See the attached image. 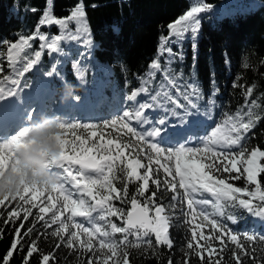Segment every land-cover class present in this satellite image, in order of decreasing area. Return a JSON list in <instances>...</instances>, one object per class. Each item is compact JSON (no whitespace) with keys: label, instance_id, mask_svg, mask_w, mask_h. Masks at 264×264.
<instances>
[{"label":"snow or ice","instance_id":"snow-or-ice-1","mask_svg":"<svg viewBox=\"0 0 264 264\" xmlns=\"http://www.w3.org/2000/svg\"><path fill=\"white\" fill-rule=\"evenodd\" d=\"M52 6L53 0H47L46 9L35 31L27 37L21 35L17 42L11 43L7 48L10 66L18 77H23L38 65L45 51L52 54L61 52V43L64 41L82 40L85 44L92 43L82 3L78 2L71 9L70 15L63 18H57L53 14ZM210 9L211 5L206 2L191 7L175 22L167 25L169 33L160 37L159 53L149 65L147 79L139 89V93H148L149 85L157 83V73L161 75L155 94L150 96L151 103H140L134 110L124 111L122 116L104 121V126L119 125L121 129H126V133L122 135L130 134L127 142L123 139H108L97 144L93 140L89 145L87 138L76 134V129L88 130L96 126L65 122L59 124L61 131L56 139L60 144V152L50 162L51 169H63L64 175L55 171L60 177L59 182L50 187L24 184L14 196L0 198V209L6 206V202H16L14 209L7 213L6 222L15 223L21 219V215L23 221L14 229V238L9 250L2 257V264H10L14 252L24 251L25 248L23 264H31L35 255L40 256L38 264H50L53 257L42 253L38 239L24 244V239L32 235L39 222H43L45 230L58 225L51 231V236L58 239L55 247L58 249L64 244L81 254L90 253L87 264H131L129 249H139L142 244L156 254L150 239L153 235L155 246H167L171 249L173 241L169 229L173 226V219L178 218L177 211L184 217L191 233L186 245L190 250L186 253L189 258L196 255L203 261V254L208 253V264H223L221 257L229 248L230 242L234 245L231 252L236 264H243L242 255H254L255 242L258 239L260 243H264V237L257 238L248 233L236 234L225 223L238 222L234 209H242L264 221V183L260 179L264 174V150L244 145L248 133L264 119V116L255 111L260 107L258 100L247 98L251 97L254 86L246 89L245 105L234 115L227 114L222 123L217 124L210 134L203 137L202 147H187L179 141L178 147H162L168 120L160 118L153 121L146 114L148 109L170 104L173 108L169 110V114L183 122L184 116L189 114V108L197 109L198 106L193 100V96L199 98L196 84L189 83L182 90L177 83L181 77L170 72L172 59L182 60L183 53H174L169 45L182 42L186 34L191 33L195 50V38L201 24L198 14ZM72 22L75 23L74 31L70 27ZM53 25L59 27L60 34L48 35L40 31L42 26ZM114 31L118 32V29L114 28ZM37 39L41 43L39 50L34 52V58L22 55L26 49L32 48L31 42ZM165 53L169 59L162 63L160 57ZM21 59L26 62L20 63ZM55 72L56 66L53 65L52 71L45 75L51 77ZM3 80L9 81L16 88L0 87V102L18 96L17 88L20 85L19 79L4 77ZM139 93L134 91L128 99L135 100ZM177 109L183 110L184 115ZM2 117L3 112L0 110V119ZM132 121L143 130L138 131L133 127ZM145 125L151 127L145 129ZM23 128L24 126L10 136L0 137V175L14 167L15 152L26 146ZM69 130L74 137L72 141L66 139ZM92 135L95 136L96 133L93 132ZM234 148L237 150L233 151ZM125 149L128 151L125 152ZM68 152L72 155H68ZM185 154L187 159L182 164L181 157ZM173 159L174 172L171 166ZM71 165L79 167L73 169ZM161 169L164 173L163 179L159 175ZM231 180H243L245 186L237 187L229 182ZM132 184L136 185L134 192H130ZM66 185H71L79 195L74 196L73 190ZM150 185L155 186V191L146 196L151 190ZM161 190L171 193L170 202L166 205L158 202L157 197ZM205 192L211 196V200L196 198V195L202 197ZM45 194L46 199H41ZM114 200L130 204V208L125 210L116 207L112 203ZM185 202L188 211H184ZM209 205L214 212H207ZM33 209H38L35 222L25 230L24 222L33 217ZM66 212L70 215L64 218ZM74 217H83L89 226L86 227L83 222H75ZM111 217L121 220L123 226L112 222ZM205 226L211 230L208 235L202 230ZM117 233L122 236L119 240L113 238ZM2 235L0 231V238ZM41 235L47 238L46 234ZM129 237L134 239L130 240ZM216 240L220 241L219 249L213 246L212 242ZM213 256L216 258L213 259ZM168 264H173V261L169 260ZM182 264H189V260Z\"/></svg>","mask_w":264,"mask_h":264},{"label":"trees","instance_id":"trees-1","mask_svg":"<svg viewBox=\"0 0 264 264\" xmlns=\"http://www.w3.org/2000/svg\"><path fill=\"white\" fill-rule=\"evenodd\" d=\"M194 0H53L52 11L57 18L70 15L71 9L79 2L85 8V20L92 37L91 44L83 41H64L61 43L62 51L59 53L42 54L38 65L18 77L13 72L8 60L7 48L11 43L19 40L21 35L29 36L34 31L46 9L47 0H0V84L1 87H14L4 77L19 79V87H26L31 83L44 78L45 73L52 71L56 66V72L51 76V89L55 93L53 106L61 99L62 88L65 82L76 87L75 95L78 101L84 106L88 114V122L93 123L98 135L108 139H123L127 142L130 134L119 125L104 126V121H110L117 116H122L124 111H132L140 103H151L150 96L157 90V84L161 75L157 73L155 81L149 85L148 93H139L142 83L147 79L149 65L157 57L160 50V37L167 36L169 30L167 25L175 22L181 15L185 14L192 7ZM200 3L211 5V9H237L243 13H237L234 17H225L216 25L202 20L198 33L196 34V48L193 49L192 34H186L185 39L180 43H171L169 46L174 53H183V59H172L170 72L181 77L177 83L181 89H185L189 83H195L199 98L193 96L197 109L189 108V114L184 116L183 122L177 117L171 116L169 110L172 105L166 104L163 107L146 110L148 117L157 121L160 118H167L168 126H175L182 123L189 130L186 132L192 137H202L209 129L222 123L227 114H235L238 109L245 105L246 89L254 86V91L248 99L258 100L260 107L255 109L258 114L264 116V0H245L246 5L239 4L240 0H199ZM250 1V3L248 2ZM240 5V7H238ZM253 6V8H251ZM75 30V23L70 24ZM118 29L117 31H114ZM40 31L44 34L55 35L59 33L58 26H42ZM32 48L26 49L22 55L34 58V52L39 50L40 41L33 40ZM161 62L169 59L167 53L160 57ZM21 59L20 63H25ZM106 69L103 70V66ZM167 66V65H165ZM155 71V70H152ZM138 92L135 100L128 97ZM213 93H215L213 95ZM73 99H68L70 101ZM183 102V101H182ZM246 110V109H245ZM183 116V110L177 109ZM193 119L195 121H193ZM132 121V124H135ZM149 125L148 127H150ZM76 134L88 139L89 145L93 140L90 133L83 128L76 129ZM171 135V133H169ZM69 141L74 139L71 130L66 135ZM179 141L178 139H173ZM183 140V139H182ZM97 141V140H96ZM78 143V142H77ZM245 147H260L264 150V119H261L256 127L248 133L244 141ZM128 150L125 149V152ZM146 163V161H143ZM172 166V164H171ZM155 167V165H154ZM173 172L174 168L172 166ZM143 171V170H141ZM160 178H164L163 169L160 170ZM225 176L228 174H224ZM171 179V177H169ZM264 183V174L260 177ZM237 187H244V181H229ZM120 183V182H118ZM135 184L130 185V192L135 191ZM150 191L146 196L155 191V186L150 185ZM182 191V190H181ZM198 199H212L208 193ZM246 198V197H245ZM158 202L168 204L171 193L161 190L157 197ZM39 203V201H36ZM16 202H6V206L0 209V231L3 235L0 238V264L3 255L9 250L14 238V229L19 227L21 219L15 223H7V213L14 209ZM116 207L127 210L130 204H123L121 201L112 202ZM184 211H188L186 202ZM238 222L232 224L225 221L230 230L236 234H253L257 238L264 237V230L253 220L245 218L246 211L234 209ZM38 209H33V217L25 223V230L35 222V214ZM173 219V226L169 229L173 247L155 246V237L151 236L155 252L147 250L146 245L141 248H130L131 264H182L189 260V264H208V253H204V259L196 255L190 258L186 253L190 252L186 245L191 233L184 222V217L176 212ZM219 219V218H218ZM112 222L123 226V222L116 217H111ZM52 229L45 230L43 222L36 224V230L30 237L24 239V244L31 240L38 239L42 253L53 257L50 264H87L90 253L70 249L64 244L57 249L55 247L58 239L51 236ZM205 235L210 233V228L205 226L202 229ZM199 231V230H198ZM42 233L46 234L47 238ZM114 239L122 238L121 234H114ZM129 239H134L129 237ZM203 243V241H201ZM213 246L220 247V241H213ZM256 243L254 255L243 256V264H264V243L259 239ZM234 245L229 242V248L222 255L223 264H236L231 249ZM251 248V243L249 244ZM24 251H15L10 264H23ZM213 259L216 257L213 256ZM39 255L33 256L31 264H38Z\"/></svg>","mask_w":264,"mask_h":264},{"label":"rangeland","instance_id":"rangeland-1","mask_svg":"<svg viewBox=\"0 0 264 264\" xmlns=\"http://www.w3.org/2000/svg\"><path fill=\"white\" fill-rule=\"evenodd\" d=\"M248 2L250 3V1H248ZM200 4L201 3L199 0H194L192 7L199 6ZM239 4H242L244 6V5H246V1L240 0ZM238 7H240V5ZM251 8H253V6ZM243 12H244V10L240 11L237 9L222 8L219 10L210 9L209 11H207L205 13L198 14V15H199V18L201 21L206 20V21L210 22L211 25H216L221 19H224L225 17L232 18L237 13H243ZM105 69H106V66L104 65L103 70H105ZM50 83H51V77L45 76L41 81L31 83L26 88H23V89L17 88V92H18L19 96L25 97V99L28 98V100L30 99L29 102L26 104V106H27V109L31 112V114L34 115V117H33L34 119H38L39 116L41 115V113L45 112L48 115L58 116L59 119L65 123H73V124H80V125L88 124L90 126L94 125L93 123H90L87 121L88 120V118H87L88 114L85 112L84 106L81 104V101H77V100L67 101L69 108H66L64 110L63 105H64L65 101H62L61 99H59V101H57V103L55 105V107H57V109H59V111L55 112L54 106L52 104L53 103L52 101L54 100L55 93L51 89ZM46 98H49V100L45 101ZM19 104H20V109H21L23 104L22 103H19ZM61 112L64 114L60 115ZM27 120H28V118L26 115L25 118L23 117V120H22L23 123L21 124V126L18 127L17 131L21 127L25 126L24 124L27 122ZM193 121H195V120L193 119ZM177 125H178V127H177ZM177 125L167 127L166 134L164 137V141L162 143V147H169V146L178 147L179 146L178 143L173 140V139H177V137H178L179 143L186 144L187 147H191V148L202 147L201 141L205 135L202 137H198V138L192 137V135H188L186 133L189 130V128L187 126H184L181 123H178ZM132 126L136 127L138 131L143 130L136 123L132 124ZM215 127H213V128H215ZM144 128L146 129L149 127H148V125H145ZM213 128H211V129H213ZM211 129H209L207 134H210ZM86 131H88L90 133L91 139L93 137H98L96 139L97 141L95 140L97 144L102 143L103 141L107 140L104 136H102L100 134L98 135L97 130L95 128H89ZM93 132L96 133L95 136L92 135ZM169 133H171V135H169ZM101 136L103 137V139H101ZM67 140H68V138H67ZM236 150L237 149H235V148L233 149V151H236ZM67 154L72 155L71 152H68ZM185 159H187V154H185L184 156L181 157V163L182 164H183ZM171 164H172L174 171H175V159H173L171 161ZM78 166L79 165H74L72 168L76 169V168H78ZM53 171H55V168H53ZM61 172L62 173H60V174L64 175L63 171H61ZM66 187L69 188L70 190H73L71 185H66ZM73 192H74V196L79 195L78 193H75L74 190H73ZM41 199H46V194L42 195ZM207 212L208 213L214 212V209L211 207V205L207 206ZM67 215H70V213L66 212L64 218H66ZM245 218L253 220L254 224H258L260 227H262L261 229L264 230V221H261L259 218L249 215L247 212L245 213ZM74 221L78 222V223L83 222L86 227L89 226L87 221L83 217H74ZM69 224H71V222H69ZM71 230H75V229H71Z\"/></svg>","mask_w":264,"mask_h":264},{"label":"clouds","instance_id":"clouds-1","mask_svg":"<svg viewBox=\"0 0 264 264\" xmlns=\"http://www.w3.org/2000/svg\"><path fill=\"white\" fill-rule=\"evenodd\" d=\"M76 87L65 82L61 100H78ZM62 121L56 115L41 113L38 119H29L23 128L26 146L19 148L13 160L14 167L0 175V198L14 196L24 184H36L41 187L52 186L59 182V175L50 167L53 157L60 152L56 137L61 131Z\"/></svg>","mask_w":264,"mask_h":264},{"label":"bare ground","instance_id":"bare-ground-1","mask_svg":"<svg viewBox=\"0 0 264 264\" xmlns=\"http://www.w3.org/2000/svg\"><path fill=\"white\" fill-rule=\"evenodd\" d=\"M40 90V89H39ZM37 92V91H36ZM35 92V93H36ZM23 97L22 96H16V97H14L13 98V105H11V108H13V109H17L16 108V105L18 104L17 102H20L21 101V99H22ZM20 117V116H19ZM12 119H9V121H7V123H9L10 121H11ZM6 124V123H5Z\"/></svg>","mask_w":264,"mask_h":264},{"label":"water","instance_id":"water-1","mask_svg":"<svg viewBox=\"0 0 264 264\" xmlns=\"http://www.w3.org/2000/svg\"><path fill=\"white\" fill-rule=\"evenodd\" d=\"M154 236V235H153ZM155 237V236H154Z\"/></svg>","mask_w":264,"mask_h":264}]
</instances>
